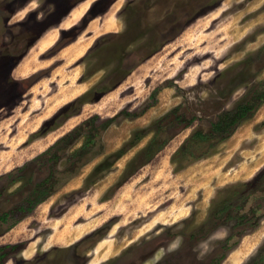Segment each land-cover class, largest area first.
Masks as SVG:
<instances>
[{
    "label": "rangeland",
    "instance_id": "rangeland-1",
    "mask_svg": "<svg viewBox=\"0 0 264 264\" xmlns=\"http://www.w3.org/2000/svg\"><path fill=\"white\" fill-rule=\"evenodd\" d=\"M262 81L264 0H0V211L11 206L4 200L12 193L11 201H20L19 178L44 180L48 160L22 167L63 149L55 146L72 135L73 153L84 142L79 126L115 117L98 146L103 154L81 168L76 162L52 196L3 235L0 224L1 251L12 247L0 264H208L221 242L244 230L222 264L264 257V218L256 228L191 238L221 189L258 175L264 182V103L215 154L184 169L172 161L196 129L209 130ZM96 85L106 89L100 99L69 105ZM176 107L194 122L151 162L140 169L135 162L121 182L152 133L85 186L106 156ZM62 108V122L39 133ZM72 244L81 245L79 258L60 249Z\"/></svg>",
    "mask_w": 264,
    "mask_h": 264
},
{
    "label": "trees",
    "instance_id": "trees-1",
    "mask_svg": "<svg viewBox=\"0 0 264 264\" xmlns=\"http://www.w3.org/2000/svg\"><path fill=\"white\" fill-rule=\"evenodd\" d=\"M105 91L106 89L101 90L100 85H96L83 96L78 98L74 104L72 103L69 105H75L74 107L76 108L80 106L79 104L91 103L94 99H100L105 94ZM262 103H264V81L254 86V88L238 104H236L235 107L221 111L216 116L215 120L211 122L209 130L203 128L196 129L186 139L184 144L174 153L172 161L174 163L180 162L181 165L183 164L180 168L184 169L185 166L187 167L190 163L205 158L206 155L209 157L215 154L217 149L214 148L232 137L238 127H240L245 120L252 117ZM79 109L77 108L75 112L71 115L67 114V116H72L73 114L78 113ZM66 110L67 109L62 108L60 111L62 113L56 115L51 120L46 121L39 130V133L48 132L57 124L59 125L62 122L61 115L65 114L63 112ZM194 119L195 118L186 119L185 115L180 113V107H176L165 116L156 120L149 127L135 131L123 147L117 150V152L106 156L95 166L87 176L85 186L90 187L96 184L116 165L119 159L127 154L142 139L152 133L153 136L147 146L142 149L138 157L129 163L127 170L122 176L121 182L124 183L132 176L130 172L133 170L132 166L135 162H140L137 169L147 165L167 146V144L178 133L180 128L184 129L189 127L194 122ZM114 120L115 117L100 121L96 116L88 119L82 126H79L75 130V132L86 130L84 133L82 132L84 142L80 149L67 154L70 144L75 139L72 135V138H63L55 146L64 147L63 149H52V147L44 153L43 158L38 157L22 167L25 171L33 170L32 166L34 164L39 165L43 162V159L48 160L44 162V164H47V172L44 180H41L39 183L35 182L34 185H32L33 175L29 176L28 179L24 181L19 178L21 186L16 191L23 194L24 197H26L28 193L31 194L30 199L26 202L29 203V206L26 207V203L22 205L20 209L25 213L24 217L16 218L14 222L3 230L2 234L14 228L20 221L26 218V216L31 215L39 205L51 197L54 191H56L57 182L62 180L70 170L74 169L76 162L79 163L81 168L87 163V161H92L103 154L104 149L100 147L98 149V146L102 144L103 134ZM57 151L59 152L56 153ZM66 157L67 166L64 168L59 167ZM76 171L73 175H68L66 179L63 180L60 187L67 184L68 180L76 175ZM8 175L10 176V174ZM12 176L16 177V175ZM262 200H264V182L261 181V176L259 175L250 181L238 182L224 187L213 199L207 219L193 233H191V238L195 239L199 236L205 238L209 237L221 227H229L232 230H237L246 224H251L253 228H256L264 218V205L261 203ZM7 220V213L0 216V223ZM244 232L245 230L236 231V234L232 233L224 240V242H221L220 253L213 256L208 264H222L228 253L233 251L240 243L239 241H236L231 245V241L235 237L241 239L245 234ZM252 264H264V257L258 259V261L255 260Z\"/></svg>",
    "mask_w": 264,
    "mask_h": 264
},
{
    "label": "flooded vegetation",
    "instance_id": "flooded-vegetation-1",
    "mask_svg": "<svg viewBox=\"0 0 264 264\" xmlns=\"http://www.w3.org/2000/svg\"><path fill=\"white\" fill-rule=\"evenodd\" d=\"M22 175V174H21ZM8 176V175H7ZM10 178H12V179H16V177H14V176H11ZM21 186V185H20ZM19 186V187H20ZM32 188V187H31ZM29 192H31V191H29ZM17 194L18 193H16V194H11V195H9L8 196V199L7 198H5V204H8V202L11 204V206H8L6 209H4V210H1L0 211V216L1 215H3L4 213H7L8 214V220L7 221H5V222H1L0 224H6V227H8V225H10L12 222H14L15 220H16V218H22V217H24V215H25V213L24 212H22V210L20 209L21 207H22V205L23 204H25L29 199H30V196H31V194H29L28 193V195H26V197H24V195H21L20 196V201L19 202H16V203H13L12 201H11V199L13 198V196H17ZM20 194V193H19ZM4 198V197H3ZM3 198H0V200L1 199H3ZM25 198V199H24ZM23 199H24V202H23ZM3 201V202H4ZM25 206L27 207V206H29V203H26L25 204ZM1 209V208H0ZM26 217H28V216H26ZM6 227L4 228V230L6 229ZM7 233V232H6ZM4 234V233H3ZM2 234V235H3ZM90 240L89 241H91V237L89 238ZM88 243V241H81L79 244H82V245H85V244H87ZM28 245H29V243H28ZM27 247L28 246H26L23 250H22V252L23 251H25L26 249H27ZM80 247H81V245L80 246H78V245H74V244H72L71 246H69V247H61L60 249L62 250V251H66V249H68V253H69V255H71V256H74V257H76V258H79L80 256H81V250H80ZM3 247H1L0 248V255H3V254H8V253H6V251L7 250H9V249H11L12 247H8V248H6L7 250L4 252V251H1V249H2ZM129 252H131V251H127V253H129ZM35 258V257H34ZM112 258V257H111ZM116 258V257H115ZM26 259V258H25ZM24 259V262H31V261H33L34 259H26L25 260ZM112 260V259H111ZM115 260V259H114ZM7 262V261H6ZM24 262H20V263H24Z\"/></svg>",
    "mask_w": 264,
    "mask_h": 264
},
{
    "label": "bare ground",
    "instance_id": "bare-ground-1",
    "mask_svg": "<svg viewBox=\"0 0 264 264\" xmlns=\"http://www.w3.org/2000/svg\"><path fill=\"white\" fill-rule=\"evenodd\" d=\"M102 255H103V254L100 252L99 255H98V257H100V256L102 257ZM97 259H98V258H97Z\"/></svg>",
    "mask_w": 264,
    "mask_h": 264
},
{
    "label": "crops",
    "instance_id": "crops-1",
    "mask_svg": "<svg viewBox=\"0 0 264 264\" xmlns=\"http://www.w3.org/2000/svg\"><path fill=\"white\" fill-rule=\"evenodd\" d=\"M74 43H75V42H74ZM71 45H72V44H71ZM71 45H70V46H71ZM239 250H240V249H239ZM241 252H242V250H241ZM231 256H232V255H231Z\"/></svg>",
    "mask_w": 264,
    "mask_h": 264
}]
</instances>
